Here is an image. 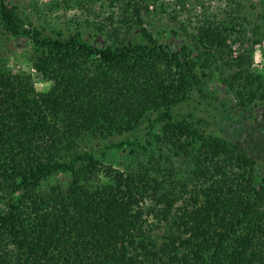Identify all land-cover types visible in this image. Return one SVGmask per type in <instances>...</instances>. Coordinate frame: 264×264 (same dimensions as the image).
Instances as JSON below:
<instances>
[{"label": "trees", "instance_id": "trees-1", "mask_svg": "<svg viewBox=\"0 0 264 264\" xmlns=\"http://www.w3.org/2000/svg\"><path fill=\"white\" fill-rule=\"evenodd\" d=\"M108 2L93 30L47 32L0 0V25L30 41L49 84L0 69V264H264L262 157L176 112L209 97L212 72L236 106L264 100L250 53L228 44L237 10L176 44V30L150 29L152 0ZM124 133L105 149L130 157L154 137L186 168L116 165L82 146Z\"/></svg>", "mask_w": 264, "mask_h": 264}, {"label": "rangeland", "instance_id": "rangeland-1", "mask_svg": "<svg viewBox=\"0 0 264 264\" xmlns=\"http://www.w3.org/2000/svg\"><path fill=\"white\" fill-rule=\"evenodd\" d=\"M17 6L19 11L28 17L33 26H42L47 32L53 30H69L82 26L83 29L93 30L97 20H105L111 12L108 0H6ZM146 19L152 30L166 28L174 29L177 35L169 37L170 42L191 43L192 36L207 29L214 21L229 23L230 15L237 10L235 32L228 44L236 53L243 50L250 53V66L256 72L264 75V0H152ZM163 6V10L160 9ZM156 9V10H154ZM28 27L29 24H27ZM229 25V24H228ZM102 38V37H101ZM31 43L28 39L14 38L5 33L0 25V69L13 74L25 76L37 91H45L49 84L36 77L31 64ZM219 74L212 72L203 95L193 94L187 104L176 110L177 113L187 115L192 113L200 118L207 130L219 134L225 139L237 143L243 149L264 163V100H259L249 108L236 106L232 92L222 86ZM216 97V99H214ZM234 104L236 109L223 112L219 100ZM226 114V115H224ZM255 128L252 133L248 130ZM142 127V126H141ZM143 131L138 134L140 135ZM114 134L108 139H88L82 146L94 147L99 154L112 161L123 163L134 168L148 165L155 160L161 165L178 168L183 172L186 161L175 156L170 147L160 144L154 137H149L151 144L146 148L138 147L136 153L130 157L117 153L114 149H105L106 143L120 141L126 138ZM261 138V139H260ZM256 148V150H255ZM258 148V149H257ZM257 154H256V153ZM116 161V162H115ZM122 164V166H124ZM124 166V167H125ZM56 179L64 181L62 175Z\"/></svg>", "mask_w": 264, "mask_h": 264}]
</instances>
